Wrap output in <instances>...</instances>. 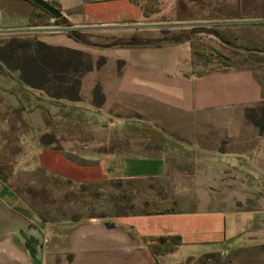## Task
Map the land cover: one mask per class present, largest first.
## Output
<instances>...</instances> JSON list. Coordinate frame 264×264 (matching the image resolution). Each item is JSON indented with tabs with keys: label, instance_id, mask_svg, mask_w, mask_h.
Returning <instances> with one entry per match:
<instances>
[{
	"label": "rangeland",
	"instance_id": "obj_1",
	"mask_svg": "<svg viewBox=\"0 0 264 264\" xmlns=\"http://www.w3.org/2000/svg\"><path fill=\"white\" fill-rule=\"evenodd\" d=\"M48 1L60 10L77 3ZM33 7L28 23L0 25L3 53L8 41L42 40L65 28L82 55L76 72L60 70L54 77V67L46 66L45 89L21 81L15 61L0 60V240L24 239L19 230L26 231L39 264H234L233 251L172 260L178 236L138 237L126 228V215L240 210L264 201V181L257 178L264 176L258 158L264 152V29L258 41L226 40L233 33L217 26L137 30L126 20L86 30ZM10 17L0 9V22ZM186 36L194 70L254 67L261 96L242 108L241 118L235 105H205L161 119L159 104H138L126 94L132 49ZM41 146L60 147L78 161L109 155L115 167L129 157H155L161 168L74 183L43 167L40 161L50 157ZM24 254L26 264H34L26 242L0 247V264H23Z\"/></svg>",
	"mask_w": 264,
	"mask_h": 264
},
{
	"label": "crops",
	"instance_id": "obj_2",
	"mask_svg": "<svg viewBox=\"0 0 264 264\" xmlns=\"http://www.w3.org/2000/svg\"><path fill=\"white\" fill-rule=\"evenodd\" d=\"M1 8L11 14L12 20L0 22V25L26 24L34 10L29 0H6ZM66 8L61 6V20L67 19L72 23L69 26L86 30L126 20V26L137 30L217 26L226 33H233L234 36L226 35V40L258 41L259 32L264 29V0H77L73 10ZM64 29L50 30L42 40L52 45L78 48ZM241 32L250 35L239 36ZM171 39L151 48L131 50L134 60L126 74V82H130L126 83V94L137 97L138 104H159L161 119L171 118L177 111H201L205 105L219 109L235 105L241 118L244 106L259 101L261 83L254 67L225 65L221 69L193 73L189 37ZM38 149L46 152L45 158L50 157L40 161L43 167L74 183L155 173L161 168V162L155 157H129L115 167L109 155L78 161L60 147L41 146ZM261 153L264 152H258V158L264 160ZM260 165L263 166L258 160L256 166ZM257 178L264 181V176ZM263 202L260 206L240 210L126 215V228L141 238L178 236L176 249L171 251L174 253L172 260L233 251L234 264H264ZM19 231L24 239L0 240V247L11 244L23 247L26 242L28 248L26 231ZM26 262L24 254L23 264Z\"/></svg>",
	"mask_w": 264,
	"mask_h": 264
},
{
	"label": "trees",
	"instance_id": "obj_3",
	"mask_svg": "<svg viewBox=\"0 0 264 264\" xmlns=\"http://www.w3.org/2000/svg\"><path fill=\"white\" fill-rule=\"evenodd\" d=\"M15 41L16 40L12 42L8 41L6 44V49H8L6 53H3L0 48V60L5 64H8L9 60L15 61L16 64L13 67L19 69V78L24 83L45 89V84L41 76H43V72L48 65L54 67V77H59L58 74L61 72L60 70L76 72L78 69L76 64L82 52L77 48L52 45L35 38L32 40L25 39L18 42ZM18 47L25 49V52L21 51L22 53H17L16 48ZM27 50H30V52L27 53ZM64 53H67L68 56L65 57ZM192 72L199 74L202 71L193 70ZM72 88H74L73 98H78V85L75 83V86L73 85ZM54 95L60 96L59 93H55ZM160 238H162V236H160ZM157 248H159V246H157Z\"/></svg>",
	"mask_w": 264,
	"mask_h": 264
},
{
	"label": "water",
	"instance_id": "obj_4",
	"mask_svg": "<svg viewBox=\"0 0 264 264\" xmlns=\"http://www.w3.org/2000/svg\"><path fill=\"white\" fill-rule=\"evenodd\" d=\"M30 1L37 4L38 6L42 7L46 11L50 12L56 18L63 17L62 11L57 6H55L54 4L49 2L48 0H30ZM171 40H172L171 38H168V39H161L160 41L161 42H168ZM156 41L158 42V40H156ZM24 236L28 242V251L33 258L34 264H39L40 259L35 254L34 246L31 243H29L27 235L24 234Z\"/></svg>",
	"mask_w": 264,
	"mask_h": 264
}]
</instances>
